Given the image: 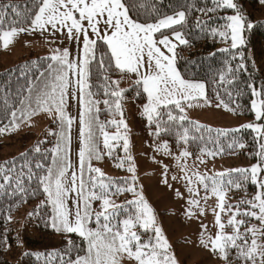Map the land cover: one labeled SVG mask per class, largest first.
I'll return each instance as SVG.
<instances>
[{
    "label": "snow or ice",
    "instance_id": "6c2138e0",
    "mask_svg": "<svg viewBox=\"0 0 264 264\" xmlns=\"http://www.w3.org/2000/svg\"><path fill=\"white\" fill-rule=\"evenodd\" d=\"M260 2L264 3V0ZM211 4L212 7L203 8L184 5L171 15H157L150 21L147 17L140 18L141 8L150 6L155 11L150 0H33L30 14L23 20H13L7 27L4 26L6 13L0 11V45L4 49L20 34L34 32L66 36L75 46L74 50L70 47L53 48L50 55L31 62L37 72L26 79L19 90V106L10 112L11 129L9 125L0 127V134L16 130L21 123L45 113L59 129L48 132V135L57 137V143L53 149L47 150L51 152V165L44 175L37 177L38 186L31 195L44 194L46 200L41 201V206H51L46 226L57 232L74 233L83 242L81 246L69 239L65 249L67 259L61 254V264H178L171 244L157 224L155 210L142 191L137 190L138 177L126 135L128 126L123 119V100L129 89L121 88L120 84L124 78L135 77L136 95L146 96L142 109L149 134L156 141L153 151L173 156L169 140L162 138L171 135L180 149L174 158L182 161L190 157L192 154L186 145L190 139L196 138L191 135L190 127L199 132L204 126L189 121L186 108H191L192 101L201 98L210 102L205 95V85L185 79L176 67L177 45L173 41H179L180 45H187L189 41L175 26L183 27L189 12L195 10L215 15L217 24L210 33L222 42L230 43V49L221 51L235 50L231 59L237 61L234 67L227 63L219 72V82L237 88V95L241 94V84L250 92L253 97L251 111L255 121L262 123L253 122L241 127L252 129L259 134L258 139L264 141V82L257 87L255 78L248 72V58L243 51L247 46L245 33L255 25L235 0H211ZM2 7L15 9L17 6L5 4ZM229 10L233 14H226ZM206 23L197 19L196 27ZM163 30H171V36ZM23 67L31 70L29 63ZM253 69L255 71L254 61ZM240 72L248 73L247 82L239 81ZM94 75L102 81L100 84L92 83ZM113 75L119 78L113 79ZM94 87L102 89L103 99L97 98L101 93L93 91ZM69 99L79 104L78 171L73 169L70 160V133L75 118L67 112ZM4 103H8L7 96ZM101 104L111 119L100 120ZM224 107L228 108L227 105ZM110 126L115 132L108 130ZM216 131L228 135L229 132H239L240 128ZM101 138L103 150L100 148ZM40 143L34 149L37 153L41 151ZM234 146L244 148L245 144L233 140L228 145L229 148ZM118 147H122L125 155L115 157L116 166L131 173L130 178L114 180L106 177L99 167L92 166L93 159L101 160L104 155L114 157ZM219 152H223L222 147ZM201 153L217 154L204 148ZM256 156L258 162L249 168L214 175L201 174L198 170L189 175L187 165L180 164L183 174L171 177L173 181L185 183L189 193L186 210L189 219L206 215L207 201L215 198L212 213L216 232L213 235L209 226L201 223L200 245L218 255L223 264H264V143L259 144ZM153 160L159 163L155 157ZM126 163L128 167L125 169ZM200 163L204 161L201 159ZM43 167L41 163L36 164L38 169ZM0 171L4 173L0 176V189H3L12 183L14 177L10 174L12 169L0 168ZM168 171V166L163 165L161 182L171 189ZM29 173L30 180V167ZM230 173H238L240 179L230 178ZM22 175L15 177L14 191H19L22 201L26 202L28 189L24 187ZM226 176L229 178L225 181ZM249 183L255 187L251 194L247 191ZM233 189L244 193L235 204L228 202V192ZM174 191L178 198H184L179 189ZM125 193H131L133 199L118 204L114 197ZM70 199L74 211L69 207ZM94 202H99L98 208L93 207ZM37 214L34 211L28 216L32 218ZM7 221H11L10 215ZM2 242L7 244L6 234ZM72 253H75L74 259ZM22 255L41 254L25 252Z\"/></svg>",
    "mask_w": 264,
    "mask_h": 264
},
{
    "label": "trees",
    "instance_id": "16d2710c",
    "mask_svg": "<svg viewBox=\"0 0 264 264\" xmlns=\"http://www.w3.org/2000/svg\"><path fill=\"white\" fill-rule=\"evenodd\" d=\"M241 7L244 15L255 25L254 28L245 33L247 46L243 49L246 58H248V72L253 75L256 80L257 87L261 82H264V19H258L255 13L248 12L246 14L244 5L251 2L258 10L262 3L260 0H235ZM154 5L155 11L152 7L146 6L140 9V18L145 17L151 19L157 15H171L173 12L184 5H193L195 8H203L205 6L212 7L211 0H150ZM5 4L16 5L13 9L8 7L4 9ZM33 10V0H0V11L6 13L4 17V26L7 27L13 20H23ZM19 13V16H17ZM229 10L226 14H231ZM224 13H220L223 15ZM200 19L206 21V25L196 27V21ZM217 21L213 14H202L198 11H191L187 16L186 24L181 27L175 26L184 32L189 43L187 45H180L177 49V66L182 76L185 79L194 81H202L206 85L207 101L212 103H220L223 106L227 105L237 116H244L252 118L254 113L251 111V97L250 92L243 88L241 84L239 89L240 95H237V88L229 84H221L219 82V72L224 70L227 63L233 67L237 61L232 60L233 52L221 51V49H230V43L222 42L219 37H213L210 29L216 27ZM165 32L170 30H164ZM3 54V47L0 45V127L10 125V112L13 107H18L19 90L26 83V79L32 78L33 74L37 72L35 66L31 64L33 61H38L39 58L46 57L34 53L25 56L20 61L11 66H4L1 62ZM253 61L254 68L253 69ZM25 63H29L30 71L24 69ZM46 67V65H45ZM27 71V76H26ZM113 79H118L116 75ZM238 79L241 82L248 81V73L240 72ZM102 81L98 80L94 75L92 83L94 85L100 84ZM123 89H129L125 94L123 100V113L127 114L128 110L134 111V133L146 141L156 142L154 137L149 134L150 129L147 126L146 118L142 113L136 112L146 101V96H137L134 84ZM93 91L101 93L97 98L103 99L102 89L96 87ZM232 95L229 96L228 93ZM217 93L219 98H217ZM5 96H7L8 103H4ZM223 101V103H221ZM239 105L240 107H237ZM126 106L129 109H126ZM101 113L100 120H109L107 111L104 110V105H100ZM119 117V116H117ZM189 121L196 122L188 118ZM262 123V122H261ZM202 125L199 132L190 127L191 135L196 137L190 139L186 145L187 150L192 154V157L201 153V149H208L215 151L214 156H232L234 154L243 155L251 163H257L258 158L256 152L259 150V144L264 143L258 139L259 134L252 129L240 128L239 132H229L228 135H220L216 129L205 124ZM23 125L20 124L19 128ZM186 126H189L186 122ZM9 130L0 134V168L12 169L11 175L14 177L10 185L0 189V264H61V254H65L67 241L71 239L75 244L83 246L81 238L76 234H65L57 232L50 226L45 225L51 215V206L45 204L41 206V201L46 200V196L37 192L35 196L31 195L33 189L38 186L37 177L45 174L46 169L51 165V152L47 151L53 149L56 145V136L48 135L49 131L39 133L35 130L20 131ZM111 128V126L109 127ZM211 129V131H209ZM222 130V129H221ZM231 130V129H229ZM54 131H57L54 130ZM200 137H203L201 139ZM170 142L172 152H179L180 149L176 147L175 137L166 135L162 137ZM239 141L245 144L244 148L234 146L229 148L228 145L233 141ZM38 142L40 143L41 151L35 152L34 149ZM10 147V148H9ZM14 147V149H12ZM184 147V146H182ZM223 148V152H219V148ZM7 148H9L7 150ZM7 150V151H6ZM21 154H26L22 156ZM104 162L112 163L113 158L105 155ZM9 162V163H5ZM117 162V160H116ZM41 163L43 168H36V164ZM29 167L31 168V179L29 176ZM125 168V167H124ZM127 168V167H126ZM125 168V169H126ZM22 175L24 187L28 189L26 202L22 201V194L15 189V177L18 174ZM121 175L106 176L114 180H121L123 178H130L129 173L121 169ZM4 173L0 171V176ZM229 177L226 176L225 181ZM230 178L240 179L238 173H230ZM2 182V181H0ZM249 194L255 191V187L250 183L247 185ZM244 196V193L235 189L228 192L229 202L235 204ZM98 202H94L95 208ZM37 212L38 214L29 218L30 212ZM11 216V221H7V217ZM94 226V225H93ZM7 236V244L3 243V237ZM36 253L37 255L23 256L22 254ZM52 255H49V254ZM234 255V253H233ZM72 258H75V253H72ZM65 259L67 255L65 254ZM208 260V258H206ZM198 264H204L206 261ZM211 264H223L218 255L213 256L209 260Z\"/></svg>",
    "mask_w": 264,
    "mask_h": 264
},
{
    "label": "rangeland",
    "instance_id": "374dc122",
    "mask_svg": "<svg viewBox=\"0 0 264 264\" xmlns=\"http://www.w3.org/2000/svg\"><path fill=\"white\" fill-rule=\"evenodd\" d=\"M246 14L248 12L255 13L256 18L264 19V3L260 6V9H256L251 2H247L244 5ZM233 14V13H231ZM177 30L182 31L179 28ZM164 31V30H163ZM166 34L171 36V30L167 31ZM63 40L61 44L60 41ZM177 47L175 49L176 59H177V49L180 46L179 41H173ZM56 47H70L74 50V45H71L67 40L66 36H61L57 34L56 36H51L48 33L41 34L39 32L34 33H22L17 38L12 45L7 49L3 48V54L1 62L4 66H11L16 62L23 59L25 56L35 54L36 56H48L51 54V49ZM176 67L177 61H176ZM180 72V70L178 69ZM181 73V72H180ZM182 75V74H181ZM135 77L124 78L121 81L120 87L127 88L133 85ZM201 82L205 85L202 81ZM205 95H206V85H205ZM146 102V101H145ZM144 102V103H145ZM193 106L191 108H186V114L188 118L195 120L198 123L205 124L214 128L229 130L242 128V125L248 123H261L260 121H255V115L252 118L237 116L229 108H225L220 103H206L203 98L192 101ZM217 105H220L219 107ZM126 109H129L126 106ZM67 112L70 116L74 117V123L71 128V145H70V160L73 165V169L78 171V151H79V104L76 100L69 99ZM136 112L143 114L142 106ZM134 111L128 110L127 114L124 113L123 119L127 123V137L130 141V155L134 158V164L136 167L137 179V190L142 191L144 197L155 210L157 224L162 227L165 236L167 237L169 243L171 244V250L175 254L178 264H198L206 260L204 264H211L210 258L215 256L208 249L203 248L200 245V233H201V223L207 224L211 233L214 235L216 228L214 227V216L212 213V208L215 207V198H211L207 201V213L204 216L193 217L189 219L186 215V210L188 209L187 200L189 199V193L186 190L184 181L171 180L173 175L181 176L180 164H186L189 170V175L194 171H199L201 174L206 173L207 175H214L219 172H229L231 169L237 168H249L252 164L243 155L234 154L232 156H209L207 154H198L195 157H188L182 161H177L174 157L179 154V152H173V156L161 155L153 151L154 144L156 142L146 141L145 138H141L139 135L134 133V122H133ZM112 117H109L111 119ZM119 119L120 117H116ZM35 130L39 133L43 131H54L57 129V125L49 118L45 113H39L34 117L30 118L19 128L20 131L25 130ZM110 132H115V128L111 127L108 129ZM123 129L121 132L123 133ZM57 143V137H56ZM122 144V141H120ZM10 148V147H9ZM7 148V150L9 149ZM100 148L103 150V142L101 138ZM14 149V147H12ZM6 150V151H7ZM124 152L122 147H118L115 150L113 162H104L105 158L101 160H92L93 167H99L106 176L121 175V168L117 167L116 156L124 157ZM105 156V155H104ZM153 157H155L154 162ZM204 163H200V160ZM163 165H167L169 168L168 177L169 183L172 188L165 186L162 181ZM125 168L128 167L126 163ZM132 176L131 173H129ZM88 174L85 172V180H87ZM142 185V188L140 187ZM175 189H179L183 193L184 198H178L175 195ZM201 196L204 195L203 188L201 187ZM74 195V194H73ZM116 202L123 203L125 200L133 199L131 193H125L114 197ZM229 202V197H228ZM69 207L73 208L71 199L69 200ZM99 205V202L97 206ZM202 206L204 202L202 201ZM93 207L94 203H93ZM207 235V234H206Z\"/></svg>",
    "mask_w": 264,
    "mask_h": 264
}]
</instances>
